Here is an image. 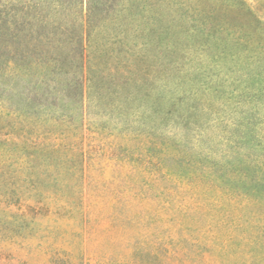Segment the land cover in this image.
<instances>
[{
    "label": "rangeland",
    "instance_id": "1",
    "mask_svg": "<svg viewBox=\"0 0 264 264\" xmlns=\"http://www.w3.org/2000/svg\"><path fill=\"white\" fill-rule=\"evenodd\" d=\"M58 254L264 264V0H0V264Z\"/></svg>",
    "mask_w": 264,
    "mask_h": 264
},
{
    "label": "trees",
    "instance_id": "2",
    "mask_svg": "<svg viewBox=\"0 0 264 264\" xmlns=\"http://www.w3.org/2000/svg\"><path fill=\"white\" fill-rule=\"evenodd\" d=\"M29 209V207H27ZM48 264H83L79 259H73L66 255H53L49 258ZM88 264V263H86Z\"/></svg>",
    "mask_w": 264,
    "mask_h": 264
}]
</instances>
